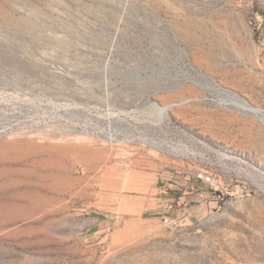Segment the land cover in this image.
<instances>
[{
  "label": "rangeland",
  "instance_id": "1",
  "mask_svg": "<svg viewBox=\"0 0 264 264\" xmlns=\"http://www.w3.org/2000/svg\"><path fill=\"white\" fill-rule=\"evenodd\" d=\"M149 105L157 133L208 152L218 191L70 129ZM160 187L161 214L90 206ZM0 264H264V0H0Z\"/></svg>",
  "mask_w": 264,
  "mask_h": 264
},
{
  "label": "built area",
  "instance_id": "2",
  "mask_svg": "<svg viewBox=\"0 0 264 264\" xmlns=\"http://www.w3.org/2000/svg\"><path fill=\"white\" fill-rule=\"evenodd\" d=\"M180 104H171L169 108ZM152 107L151 105L145 108L135 107L130 109L107 107L105 108V115L107 118H110L108 119L110 121L106 122L105 120H101L94 129H89L81 124H73V126H70V129L102 139L114 146L146 148L164 157L185 161L189 165L196 167L194 178L197 181L212 186L215 191H218L222 177L212 168L205 167L211 159L208 152L202 149L197 150L193 144H183L181 142L179 143V141L172 140L164 132L157 133L155 130L158 128L159 122L163 120L162 117H159L158 113L157 116L160 119L155 121H152L151 117L147 116V111L155 112L156 109ZM157 109L161 112L160 108ZM215 157L218 165L217 171L225 172L223 164L225 160L222 155L215 154ZM161 220L168 227H178L181 222L178 216L177 218H172L164 215L161 217Z\"/></svg>",
  "mask_w": 264,
  "mask_h": 264
},
{
  "label": "crops",
  "instance_id": "3",
  "mask_svg": "<svg viewBox=\"0 0 264 264\" xmlns=\"http://www.w3.org/2000/svg\"><path fill=\"white\" fill-rule=\"evenodd\" d=\"M138 179V184H135L134 188L145 189L144 187L147 186V182L149 181L148 177H144V175L141 174ZM159 189V193L155 192L149 194V191H147L146 195L131 196L127 201L119 199L113 207H103L101 202H97L98 200H94L92 203H90V206H92L93 208H104L105 210L108 209V211L112 210L119 216H123L124 218L126 217V219L132 220H134L135 218L140 219L144 215L161 214L159 210H161L163 206L162 204H164L162 202V199H164L165 197L163 195L164 191L161 190L164 188L160 187ZM94 197H98L96 193H94ZM165 212L166 211H163V213ZM180 215H182V213H180Z\"/></svg>",
  "mask_w": 264,
  "mask_h": 264
},
{
  "label": "bare ground",
  "instance_id": "4",
  "mask_svg": "<svg viewBox=\"0 0 264 264\" xmlns=\"http://www.w3.org/2000/svg\"><path fill=\"white\" fill-rule=\"evenodd\" d=\"M235 105H237L238 108H240V109H242L244 111H247L249 113H252V114H258L259 113L258 110L254 109V108H252V107H250V106H248L246 104H243V103H239L238 104L237 103ZM162 110L165 111V109H162Z\"/></svg>",
  "mask_w": 264,
  "mask_h": 264
}]
</instances>
